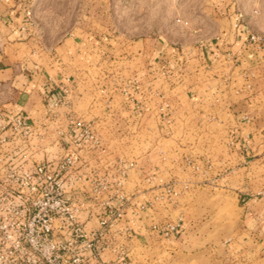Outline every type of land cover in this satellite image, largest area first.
<instances>
[{"label":"crops","instance_id":"obj_1","mask_svg":"<svg viewBox=\"0 0 264 264\" xmlns=\"http://www.w3.org/2000/svg\"><path fill=\"white\" fill-rule=\"evenodd\" d=\"M29 7V0H0V110L6 114L25 112L38 121L45 115L48 97L54 98L57 93L56 90L49 92L51 88L73 77L74 110L88 118L92 107L99 109L100 114L92 118L101 121L102 133L107 135V144L114 155L117 154L111 149L113 142L124 132V126L129 127L128 136L134 135L131 127L142 126L152 131L156 128L158 137H162L173 135L171 133L179 126L192 125L197 128V140L211 142L218 136L212 127H223L225 150L218 154L212 151L207 183L214 184L217 173L240 172L237 190L243 216L255 222L250 236L259 241V254H264V186L259 190V160L264 159V151L259 149V126L264 124V43L258 51L252 46L242 48V36L248 29L245 18L234 27L233 6L219 2L206 8L195 28L186 30L179 21L171 23L167 29L164 22H160L161 32L157 37L124 41L114 34L108 37L85 31L62 41L58 47L65 54L59 53L56 47L54 53L47 54L48 59L51 58L45 63L43 56L42 61L35 59L42 53L28 56L23 51L26 30L32 25L27 16ZM124 57L138 63L137 67L129 69L127 78H142L140 93L137 96L135 90L131 93L135 99L142 100L141 106L124 95L117 85L97 91L90 110L82 108L80 105L87 93L78 80L77 73L82 71L68 74L66 69L55 65L64 58L90 63L96 60L119 62ZM235 62L237 65L232 69ZM156 69L160 70V77ZM232 77L245 84L237 99H233L235 93L229 79ZM248 79L254 83L251 89L246 88ZM106 99L115 103L110 109L112 114L104 105ZM162 99L171 102L168 123L158 111ZM98 101L102 103L99 107ZM204 128L208 133L202 132ZM148 154L144 157L148 158ZM216 158L220 159L221 172L217 170Z\"/></svg>","mask_w":264,"mask_h":264},{"label":"rangeland","instance_id":"obj_2","mask_svg":"<svg viewBox=\"0 0 264 264\" xmlns=\"http://www.w3.org/2000/svg\"><path fill=\"white\" fill-rule=\"evenodd\" d=\"M219 2L232 5L234 17L242 13L248 29L264 39V0H29V23L32 25L26 30L23 51L28 56L42 53L35 59L42 61L43 56L46 60L43 62L47 63L51 58L48 59L47 54L54 53L56 47L59 53L65 54L58 47L62 41L85 31L108 37L114 34L125 41L159 36L160 22L169 29L171 23L182 21L186 30L192 29L199 26V16L205 14L206 8ZM252 48L259 50L256 45ZM232 64L233 69L237 62ZM55 65L66 69L68 74L82 71L77 73L78 80L87 93L80 107L90 110L97 91L117 85L121 88V78L127 79L129 69L137 67L138 63L129 61L128 57L119 62L96 60L90 63L64 58ZM156 72L160 77V70ZM135 77L139 80L137 96L143 86L142 78ZM229 79L235 93L233 99H237L245 84L239 82V78ZM246 86L251 89L254 83L250 81ZM139 101L142 104V100ZM108 103L114 101L104 100L105 106ZM92 109L88 118L100 114L98 108ZM158 111L160 113L159 107ZM127 128L123 127L124 132L119 134L111 149L119 156L134 158L140 167L148 166L151 171L148 168L146 172L152 175L151 182L145 183L141 176L134 174L128 187L130 193L135 191L132 198L137 204H150L131 220L135 229L133 238L122 242L132 250L131 264H264V258L259 259L264 257L259 254V241L250 236L255 222L243 216L237 190L240 172L217 173L215 183H207L212 151L218 154L225 150L223 127H212L218 135L215 142L197 140V128L192 125L179 126L171 133L173 135L162 137H158L156 128L152 131L142 126L131 127L134 135L128 136ZM205 128L202 132L208 133ZM259 129V149L264 151V124ZM148 152V158L144 157ZM215 161L219 170L220 159ZM166 183L170 185L167 190ZM263 186L264 159L259 160V190ZM255 187L257 190L258 186ZM175 221H180L181 226L174 236L163 237L153 229L156 223ZM105 256L113 257L111 254Z\"/></svg>","mask_w":264,"mask_h":264},{"label":"built area","instance_id":"obj_3","mask_svg":"<svg viewBox=\"0 0 264 264\" xmlns=\"http://www.w3.org/2000/svg\"><path fill=\"white\" fill-rule=\"evenodd\" d=\"M242 19L236 15L234 27ZM242 41L244 49L264 43L250 29ZM121 79V92L141 106L131 94L139 80ZM74 85L67 77L51 88L57 93L38 121L0 110V264H131L132 250L122 242L133 238L131 220L150 204H137L128 187L134 174L145 183L152 175L134 158L113 154L100 120L76 113ZM159 110L169 122L171 103L162 99ZM180 226L153 229L171 237Z\"/></svg>","mask_w":264,"mask_h":264}]
</instances>
